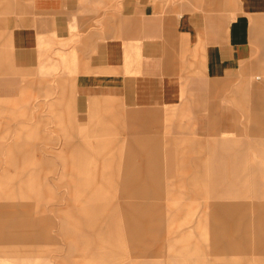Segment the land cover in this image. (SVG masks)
Masks as SVG:
<instances>
[{
	"label": "rangeland",
	"instance_id": "374dc122",
	"mask_svg": "<svg viewBox=\"0 0 264 264\" xmlns=\"http://www.w3.org/2000/svg\"><path fill=\"white\" fill-rule=\"evenodd\" d=\"M80 44H43L36 68L15 64L0 45V264H264V202L217 194L227 186L209 180V150L228 157L221 149L240 144L256 183L250 194H264L259 90L247 82L242 105L237 87L209 98L205 82L158 113L131 114L94 97L79 113ZM137 144L158 151L168 196L133 185L141 173L116 170L113 155Z\"/></svg>",
	"mask_w": 264,
	"mask_h": 264
},
{
	"label": "crops",
	"instance_id": "0c3cea01",
	"mask_svg": "<svg viewBox=\"0 0 264 264\" xmlns=\"http://www.w3.org/2000/svg\"><path fill=\"white\" fill-rule=\"evenodd\" d=\"M59 41L81 43L77 49L84 62L75 101L79 113L88 110L90 97L131 114L158 113L162 106L182 104L186 90L205 82L209 98L237 87L242 105L245 94L240 91L248 82L260 92L255 107L264 104V0H0V45L9 49L15 64L36 68L43 44ZM95 109H90L91 120ZM18 132L13 137H19ZM136 147L125 156L113 155L116 170L129 176L141 173L140 180L131 178L133 185L158 187L168 196L171 188L164 189L157 170L158 151ZM221 150L228 157L209 150L215 156L209 158V180L216 187L227 186L217 194H246L264 202L262 190L250 194L249 187L256 183L246 174L242 146ZM167 153L166 164L173 161V152ZM172 177L166 175L170 182Z\"/></svg>",
	"mask_w": 264,
	"mask_h": 264
}]
</instances>
